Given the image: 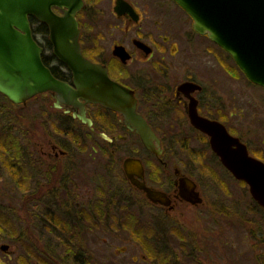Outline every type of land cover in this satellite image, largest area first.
I'll use <instances>...</instances> for the list:
<instances>
[{
	"label": "flooded vegetation",
	"instance_id": "flooded-vegetation-1",
	"mask_svg": "<svg viewBox=\"0 0 264 264\" xmlns=\"http://www.w3.org/2000/svg\"><path fill=\"white\" fill-rule=\"evenodd\" d=\"M83 4L77 13L83 55L106 66L109 77L133 93L137 114L145 118L158 139L147 148L120 110L82 97L73 104L61 102L56 97L57 92L51 90L17 104L2 94L6 102L18 107L40 100L45 103L42 109L47 104L53 107V111L47 113L44 110L41 118L35 116L31 120L26 115L22 120L9 118L10 123L3 129L7 135L14 136L13 130L19 129L20 139L0 140V151L5 150L0 153V167L13 171L10 172L12 175L25 172L31 203L33 207L37 203L47 218L44 229L50 232L57 229L56 221L67 231L69 237L59 236L72 243L65 248L69 264H99L93 262L92 247L82 244V236L101 229L105 217H113L105 225L106 231L125 226L130 216L118 217L131 208V200L134 205L141 203L143 240L151 264H182L181 259L184 261L188 254L193 255L192 264H204L199 258L202 246L204 249L200 250L209 262V248L214 250V244L205 243L204 239L196 244V232L190 228V223L172 218L180 207L185 214V207L189 210L208 203L201 181L196 178L213 177L218 173L216 171L232 174L214 150L212 136L198 128L195 122L210 121L209 125L218 126V135L223 133L224 126L230 135L237 136L247 146L249 155L264 162V124L260 132L251 127L242 114L238 126L233 125L231 122L237 114L234 112L236 96L218 89H222L221 85L226 89L230 80H236L237 75L230 71L228 61L232 57L208 35L194 29L191 16L176 0H83ZM175 7L183 12L184 18L176 13ZM55 12L63 14L64 10L58 7ZM185 14L192 20L187 27L184 25L190 20ZM32 18L34 37L43 48L44 63L58 79L76 88L73 73L55 54L49 26ZM199 53L208 60L197 59ZM246 79L243 71L238 80L248 82ZM33 121L36 127L44 128L46 135L34 142L32 151L28 142V136L32 135L28 125ZM13 142H17V146L11 145ZM235 147L236 144L231 146ZM129 158L138 164L128 172L125 160ZM214 161L219 166L212 163ZM89 162L93 166L90 167ZM94 166L101 168L97 177L91 173ZM116 169L121 177L117 184L109 181L110 172ZM75 177L83 178L81 181L87 186L82 188ZM98 177L104 178L97 187L94 184ZM186 179L196 183L194 190L201 202L189 200L190 191L184 187ZM238 181L245 186V182ZM101 182L103 185L99 184ZM141 186L160 192L158 201H151ZM213 187L220 189L219 184ZM255 203L260 205L257 200ZM52 207L63 211L57 216V210ZM153 209L162 211L163 215L157 219L155 212H149ZM217 210L234 216L224 223L227 231L229 227L244 228L245 220L235 205L234 208L232 204L222 205L221 200L210 202L205 212L216 216ZM3 232L0 229V250L10 260L13 253L10 245L3 249L6 243L3 241L8 237ZM57 240L62 241L59 237ZM148 242L151 243L147 245ZM53 250L58 252L55 248ZM38 253L32 249L27 257L20 256L18 261L20 264H31L29 261L42 264L37 258ZM46 253L49 264H64L52 251Z\"/></svg>",
	"mask_w": 264,
	"mask_h": 264
},
{
	"label": "water",
	"instance_id": "water-1",
	"mask_svg": "<svg viewBox=\"0 0 264 264\" xmlns=\"http://www.w3.org/2000/svg\"><path fill=\"white\" fill-rule=\"evenodd\" d=\"M176 1L191 15L196 31L209 35L233 56L250 81L264 87V0ZM83 6V0H0V92L20 104L41 92L54 90L61 102L73 104L82 97L118 109L150 148V143L158 138L145 118L137 114L133 93L112 80L106 66L92 62L82 53L76 14ZM54 7L64 13L57 14ZM31 16L49 26L55 54L73 73L76 88L58 79L45 65L43 48L33 36ZM208 122L203 119L195 123L212 136L211 144L224 166L249 184L253 197L264 207V162L249 155L247 146L224 126L218 135V126ZM235 144L237 147L231 148ZM125 161L128 172L138 164L133 158ZM195 186L191 179L185 180L184 187L190 191L189 200L193 203L202 201L197 198ZM141 187L151 201H158L160 192Z\"/></svg>",
	"mask_w": 264,
	"mask_h": 264
},
{
	"label": "rangeland",
	"instance_id": "rangeland-1",
	"mask_svg": "<svg viewBox=\"0 0 264 264\" xmlns=\"http://www.w3.org/2000/svg\"><path fill=\"white\" fill-rule=\"evenodd\" d=\"M174 10L178 15L184 18V14L181 10L177 7H175ZM185 16L186 18L188 17L187 14H185ZM188 19L190 20V23L185 24V27L192 23L191 18L188 17ZM180 26L183 27L181 22ZM178 31L182 30L179 29ZM196 56L197 59L200 57L208 60L203 57L202 53H199L198 55L196 54ZM211 61L214 65L213 59H211ZM228 61L230 71L235 72L237 75L236 80H230L226 89H223V85H221L222 89H218L226 91L229 96L231 94L232 96H236V99L234 100V103H236L234 112L237 114L234 115L231 123L238 126L240 123L239 120L245 115L251 124V127H256V130L261 132L263 131L264 124V89L252 84L247 79L246 81L248 82L239 81L238 78H242L243 71L238 68L232 58L229 57ZM225 64L227 63L225 62ZM2 98L3 95L0 93V127L2 128L10 123V117L22 120L23 116L26 115L31 120V118H35V116L41 118L44 110H46L47 113L53 111V107L47 104L46 108L42 109V104L45 103L40 100H32L28 106L18 107L15 104L6 102ZM53 121L55 122V120ZM28 126L31 128L32 134L28 136V142L33 151L35 149L34 142L36 140L44 139L46 133H44V128L36 127L34 121ZM13 132L16 134L15 137L17 140L20 139V135L18 134L19 129L13 130ZM3 150L1 149L0 153H3ZM30 160L31 163H33V160ZM212 163L218 164L217 161ZM89 166H93V163L89 162ZM91 169V173H95L97 177L101 168H96L94 166ZM10 172L13 171L0 167V208L4 210V213L1 212V215L9 221L6 223L15 225L14 230L15 232L17 231V233L14 236L8 234V237L4 239L3 242L6 241V243L10 245V251L13 254L12 258L9 260V257L4 255L5 252L0 250V264H20L18 258L20 256L23 258L24 255L27 257L31 249L39 251L38 254L43 258L48 259V253L46 252L50 250L54 253V248L58 250L54 255L61 258V263L65 264L66 262V264H69L67 262L69 255L66 254L67 251L65 248L72 245V243L67 241V239L62 238L69 237L67 231L62 229L56 221L54 222L56 224L55 228L57 229L51 232L50 230L44 229V221H46L47 218L45 217V214L41 213V208L38 207L37 203L35 204V207H33L31 203L25 172H15L13 175ZM216 172L218 173H215L213 177L196 178L201 181L203 189L205 190L204 194L208 200L206 206L194 207L189 210L185 207L184 210L186 209L185 211L187 212L185 214L182 213V210L180 209L183 207H180L178 210L174 211V217L172 218L190 223V228L194 230L193 232H196L194 234L196 244L200 239H204L205 243L209 241L211 244H214V250L209 248V262L205 259V255L202 254L203 251L200 250L204 249V247L202 246L199 248V258L204 264H264V208H262L261 205H256L249 187H247L246 184L243 186V184L233 177L232 174H223V172L219 171ZM110 173V182L115 184L120 182L121 177L118 169L113 170ZM101 178L104 177H98V179H95V184L93 183L94 186L98 187L97 183ZM75 179L82 188L87 186L81 181L83 178L80 180L79 177H75ZM103 183L104 182H101L99 184L103 185ZM109 184L110 183H107L106 185L109 186ZM217 184H219L220 189L213 187V185L216 186ZM209 186H211V188ZM136 199L139 201L138 198ZM219 200L222 201V205L224 203H226V205L232 204L233 208L235 205L236 208L240 210L239 214L245 220L243 223L244 228L240 226L238 231L236 228L229 227L228 231L226 230L224 223L228 222L227 218H234L230 212H227L224 215L217 210V213H215L216 216L209 211L205 212L207 207H209L210 202H216ZM130 204L131 208L126 210V212L122 214L123 216L118 217V215H116L120 219L130 216V221L126 222L125 226H122V228L116 226L113 230L106 231L104 230V227H106L105 225H107L108 222L113 220V217H111V219L105 217V219H103L104 224H101V229L95 231L94 234L89 236H82V244L90 245L88 246L90 248L92 247V254L94 255L93 262L97 261L99 264H151V260L148 259L149 257L146 255V241L144 242L143 240L144 227L142 224V214L139 210L141 203L138 202V205H134V202L132 203L131 200ZM218 204L220 203L218 202ZM52 208L57 210V216H59L60 211H63V209L58 210V208ZM149 212H155L157 219L163 215L161 213L162 211H158L157 209L150 210ZM220 220L223 221L220 222ZM4 224L5 222L3 225ZM1 225L2 222H0V226ZM3 234L5 236L7 235V232L5 231ZM58 237L61 238L62 241H58ZM88 239L89 242L86 243ZM73 240L75 242L77 241L76 238H73ZM150 243L151 242H148L147 245ZM29 246L32 247L30 250L28 249ZM196 254L198 255V250L196 251ZM194 256L196 255L194 254ZM192 257V254H188L184 261L181 259L182 264H192ZM29 262L31 264H36L35 261Z\"/></svg>",
	"mask_w": 264,
	"mask_h": 264
},
{
	"label": "trees",
	"instance_id": "trees-1",
	"mask_svg": "<svg viewBox=\"0 0 264 264\" xmlns=\"http://www.w3.org/2000/svg\"><path fill=\"white\" fill-rule=\"evenodd\" d=\"M2 99L7 101V99L5 97H3ZM4 139H9V140H13L14 141L15 140V136L13 134L7 135V132L2 127H0V140L4 141ZM11 145L17 146V142H13ZM1 212L4 213V210H2L0 208V222H2V225L0 226V229H2L4 232L5 231L7 232L6 236H8V234L10 236L16 235L17 231L15 232V230H14L15 225L6 223V222H9V221L6 220L5 217L1 215ZM4 222H5V224L3 225ZM31 248L32 247L29 246L28 249L30 250ZM37 258L40 259L42 264H49V261H47L46 258H43L40 254L38 255Z\"/></svg>",
	"mask_w": 264,
	"mask_h": 264
}]
</instances>
